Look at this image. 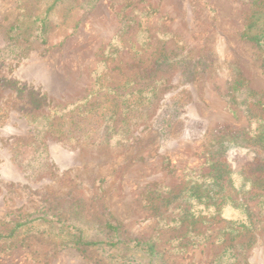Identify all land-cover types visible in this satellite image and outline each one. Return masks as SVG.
Masks as SVG:
<instances>
[{"label": "rangeland", "instance_id": "rangeland-1", "mask_svg": "<svg viewBox=\"0 0 264 264\" xmlns=\"http://www.w3.org/2000/svg\"><path fill=\"white\" fill-rule=\"evenodd\" d=\"M68 2L70 7L60 5L55 13L46 14L53 0H0V221L40 211L65 219L72 210L73 221L92 229L88 224L109 213L122 225L125 237L156 239L164 255L159 264H215L219 257L225 264H264V208H259V199L250 198L252 192L238 196L252 210L249 230L238 228L236 235L219 239L227 226L223 214L194 226L191 233L208 238L198 237L196 246L187 247L183 246L190 241L184 233L187 223L168 228L175 217L172 206L154 209L148 194L152 187L177 191L188 171L207 172L201 154L208 133L248 127L246 115L233 114L224 95L235 70L250 89L264 94L256 49L240 39L250 0ZM45 15H50V22L40 30ZM169 34L186 45L173 59L179 61L189 50L192 58L201 57L208 66L192 80L182 77L177 66L158 73L154 80H163L164 90L149 108L132 107L130 97L121 104L127 110L121 114L118 109L114 121H107L108 109L114 110L112 100H122L99 94L95 69L103 71L99 84L110 81L106 75H111L109 85L126 93V81L142 84L138 81L142 70L150 68L158 53L173 50ZM116 36L121 38V51L98 67L100 52ZM177 93L182 113L161 136L154 119ZM89 94V102H99V107L96 103L61 113L60 108ZM36 98L41 99L40 109L32 107ZM94 106L93 114L88 113ZM254 150L231 147L223 161L240 171L253 160ZM38 230L25 233L23 242L14 247L0 242V264L104 262L92 250L80 255L72 248H59L58 238ZM175 237L181 248L169 242ZM249 238L252 245L238 254L239 244ZM228 245H234L235 259L225 256Z\"/></svg>", "mask_w": 264, "mask_h": 264}, {"label": "trees", "instance_id": "trees-1", "mask_svg": "<svg viewBox=\"0 0 264 264\" xmlns=\"http://www.w3.org/2000/svg\"><path fill=\"white\" fill-rule=\"evenodd\" d=\"M60 5L67 8L70 7V2L68 0H53L46 14L55 13ZM250 5L251 9L245 15L240 39L255 47L260 66L264 72V0H250ZM49 16L45 15L40 19L38 29L45 30L47 28V24L50 22ZM169 36L174 43L173 50H165L162 46L161 51L164 49L166 53H158V57L150 68L142 70L141 77L138 75V78L141 79L138 81L143 82L142 84L137 83L135 85L134 81L131 80L125 82L123 89L128 90L126 93L114 91L109 85L112 79L111 75H106L110 81L108 80L102 85L99 84L97 80L103 76V71L99 68L95 69L93 74L97 80L94 87H98L99 94L101 92H104V95L113 94L115 98L122 100L119 103L118 99L112 100L115 103L114 110L108 109L109 113L105 118L107 121H114V118L118 116V109L121 114L127 110V106L122 108L121 104H127L128 102L125 101L130 97H132L130 102L132 107L136 109L149 108L159 95L158 92L164 90L161 88L164 84L163 80H154L158 73L166 72L177 66L182 71V77L192 80L196 73L203 72L208 66L201 57L192 58V52L189 50L185 51L186 53L181 56L179 61L173 59L172 56L181 54L180 52H183L186 45L175 35L169 34ZM120 39L119 36L114 37L103 48L99 54L98 67L100 65L105 66L106 62L118 55L121 51ZM114 69L116 68L111 69V71ZM230 78L227 82L224 99L233 114L242 111L246 115L248 127L238 131L226 127L211 131L207 136L205 135L206 137L202 141L203 151L201 155L204 158V166L207 168V172H186L184 183L177 191L168 188L165 190L164 188L158 189L157 187L148 190L150 205L154 209L172 206L171 211L175 217L170 219V223L166 225L168 228H171V224H174L175 228L187 223L188 228L184 233L187 236L190 235V241H186L183 244L184 247L190 244L196 246L198 237L208 238L199 232L191 233L194 226L206 220L223 217V214L226 215L227 226L220 231L219 239H222L225 234L228 236L236 235L238 228L249 230L251 224L254 223V217L251 208L238 197L239 195L252 192L253 195L250 198L259 199V208H264V94L250 89L247 86V80L239 70H235ZM132 84L134 87L130 89ZM179 95L181 94L177 93L171 96L154 119L157 133H160L161 136L167 134L172 121L182 113ZM90 100L89 94L64 108H60L62 109L60 111L62 113L66 109H71L73 113L75 110L96 103V106L99 107V102H89ZM40 102L41 99L39 98L32 99V107L40 109ZM96 106L88 113L93 114L92 111L97 108ZM52 112H56V107L52 109ZM63 116L65 115L62 114L59 118L63 119ZM47 118L49 117L47 116ZM114 133L117 136L118 133L115 131ZM246 146L255 148L253 160L240 171L231 170L223 161V154L231 147ZM80 210V206L76 202L75 212ZM40 212L26 217L13 216L10 220L0 221V242L14 247L23 242L25 233L31 229H39L41 235L49 234L51 239L58 238L56 246L59 248H72L80 255H85L89 252L88 250L99 253L100 259L104 261L102 264H159L158 260H163V252L158 250L155 238L141 240L125 237L122 225L109 213L101 216L98 222L88 224L92 227V229H88L73 221L74 212L72 210L65 219L51 211ZM169 242L181 248L180 241L176 237ZM197 243L199 242L197 241ZM252 243L253 238H249L247 242L239 244L238 254L245 252ZM233 249H235L234 245H228L224 249V254L227 253L225 256H228V259H235L236 255L232 253ZM221 258H216L215 264H225L222 263Z\"/></svg>", "mask_w": 264, "mask_h": 264}]
</instances>
